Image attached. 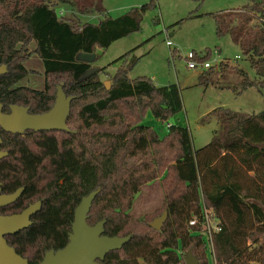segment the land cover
Segmentation results:
<instances>
[{
	"label": "trees",
	"instance_id": "obj_1",
	"mask_svg": "<svg viewBox=\"0 0 264 264\" xmlns=\"http://www.w3.org/2000/svg\"><path fill=\"white\" fill-rule=\"evenodd\" d=\"M103 1L0 0V66L7 67L0 76L3 112L10 113L12 105L34 115L48 112L62 82L66 96L74 97L67 120L72 132L19 135L0 129V151L8 154L0 160L2 193L24 188L0 215L19 214L41 202L32 225L6 237L9 246L29 264H39L47 252L66 247L76 208L100 190L87 223L104 220L106 236L131 237L104 264H186L188 253L198 264H209L206 240L195 232L198 227H189L202 204L221 222L212 240L215 264H264V112L214 110L209 119L218 129L209 144L194 149L188 129L169 124L183 111L176 85L131 80L121 65L108 90L102 70L91 72L92 64L78 56L141 31L152 5L113 18ZM96 14L98 24L81 23L82 16ZM211 16L217 37H229L239 47L257 78L222 61L219 70L201 73L200 83L215 84L234 71L241 79L235 87L263 89L264 0ZM171 53L175 56V50ZM33 56L41 62L40 73L26 66ZM30 77L40 88L28 85ZM149 115L159 129L144 124ZM155 182L163 193L161 208L132 217L136 196ZM164 212L167 220L156 231L150 224Z\"/></svg>",
	"mask_w": 264,
	"mask_h": 264
},
{
	"label": "rangeland",
	"instance_id": "obj_2",
	"mask_svg": "<svg viewBox=\"0 0 264 264\" xmlns=\"http://www.w3.org/2000/svg\"><path fill=\"white\" fill-rule=\"evenodd\" d=\"M247 3L248 0H104L103 7L113 18L146 4L152 6L144 14L141 31L114 42L106 50L98 48L92 55L80 56L90 58L93 71L102 70L101 79L108 81L109 86L112 83L110 76H114L121 65L129 70L131 80L147 77L157 87L176 85L180 90L183 111L169 124L187 128L194 149H201L210 143L218 129L216 121L209 119L214 110L225 109L246 115L264 112V88L242 90L235 87L241 79L234 71L217 79L215 84H201L199 75L203 70L188 69L184 60L190 53H196L201 58L208 56L206 61L211 65L224 61L255 80L256 72L242 56L239 47L229 37H217L211 16L240 9ZM80 20L81 23L98 24L101 17L96 14L82 16ZM168 40L181 58L177 55L171 58L170 48L166 45ZM26 66L42 72L41 62L36 56ZM214 69L219 70V66ZM34 79L30 77L28 85L40 88ZM144 124L160 128L151 115L144 120ZM164 131L167 129L160 133ZM162 203L161 186L159 182L152 183L144 186L136 196L130 215L135 218L151 215L161 208ZM209 260V264H215L210 251Z\"/></svg>",
	"mask_w": 264,
	"mask_h": 264
},
{
	"label": "water",
	"instance_id": "obj_3",
	"mask_svg": "<svg viewBox=\"0 0 264 264\" xmlns=\"http://www.w3.org/2000/svg\"><path fill=\"white\" fill-rule=\"evenodd\" d=\"M92 55V54H91ZM78 59L90 63V58ZM7 72L5 65L0 66V76ZM91 72H96L92 71ZM62 82L57 87L56 100L53 107L46 113L34 115L29 113V109L21 106H10V113L3 112V105L0 103V129L6 133L23 135L27 131L33 132H72L67 126L70 115L71 102L74 97H67L63 91ZM104 85L109 90V82ZM2 139L0 138V145ZM7 153L0 151V160L7 157ZM24 192V188L18 189L13 194H2V184L0 183V209L8 207L19 200ZM100 190L91 192L84 197L74 213V222L69 243L65 248L47 252L39 264H101L109 253L121 250L131 239V237H108L104 234L105 221H100L95 226L87 223L88 215L92 203ZM41 208V202L29 205L19 214L11 216H0V264H29L27 259L17 254L16 250L10 247L5 239L6 236L18 234L32 225L31 218L35 216ZM168 213L155 219L150 226L160 231L166 222ZM186 264H198L195 257L188 253L185 258Z\"/></svg>",
	"mask_w": 264,
	"mask_h": 264
},
{
	"label": "built area",
	"instance_id": "obj_4",
	"mask_svg": "<svg viewBox=\"0 0 264 264\" xmlns=\"http://www.w3.org/2000/svg\"><path fill=\"white\" fill-rule=\"evenodd\" d=\"M166 45L168 46V48H170V52H172V50H175V56L177 55L178 57L181 58V56L178 55V50L173 47L174 45L172 44L171 41L168 40L166 42ZM175 56H172V53H171V58ZM184 60L186 62V66L188 69L190 70L201 69L203 70V72L210 70L212 67L215 68L216 66H219L220 63L222 62L221 61L218 63V65L213 66L206 60H203V58L198 57L196 53L188 54L186 57H184ZM189 227L192 229V231L194 227L195 228L198 227V231H195V232L202 235V237L206 240L208 247H209V251L211 252L213 256V241L212 240H213L214 234H217L222 230L221 222L217 218L214 217V214L210 210H208L204 204H202L200 217L191 218L189 221Z\"/></svg>",
	"mask_w": 264,
	"mask_h": 264
},
{
	"label": "flooded vegetation",
	"instance_id": "obj_5",
	"mask_svg": "<svg viewBox=\"0 0 264 264\" xmlns=\"http://www.w3.org/2000/svg\"><path fill=\"white\" fill-rule=\"evenodd\" d=\"M29 113H30V112H29ZM2 194H3V193H2ZM0 216H11V215H0ZM33 217H34V216H33ZM33 217H32V218H33ZM32 218H31V221H32ZM6 237H7V236H6ZM6 237H5V239H6ZM7 243H8V242H7ZM8 245H9V244H8ZM109 254H111V253H109ZM109 254H108V255H109ZM108 255H107V256H108ZM107 256H106V257H107ZM106 257H105V259H106ZM43 258H44V257H43ZM105 259H104L103 261H98V262H100L101 264H104ZM42 260H43V259H42Z\"/></svg>",
	"mask_w": 264,
	"mask_h": 264
}]
</instances>
